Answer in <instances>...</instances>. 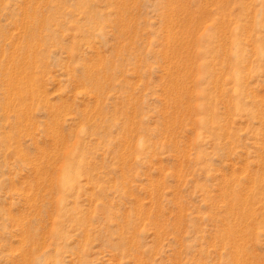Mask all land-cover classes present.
<instances>
[{
	"label": "rangeland",
	"instance_id": "374dc122",
	"mask_svg": "<svg viewBox=\"0 0 264 264\" xmlns=\"http://www.w3.org/2000/svg\"><path fill=\"white\" fill-rule=\"evenodd\" d=\"M0 264H264V0H0Z\"/></svg>",
	"mask_w": 264,
	"mask_h": 264
},
{
	"label": "bare ground",
	"instance_id": "6f19581e",
	"mask_svg": "<svg viewBox=\"0 0 264 264\" xmlns=\"http://www.w3.org/2000/svg\"><path fill=\"white\" fill-rule=\"evenodd\" d=\"M179 63V62H178Z\"/></svg>",
	"mask_w": 264,
	"mask_h": 264
}]
</instances>
